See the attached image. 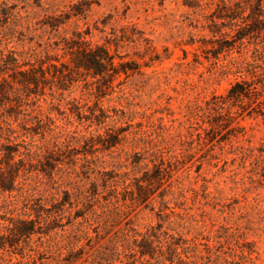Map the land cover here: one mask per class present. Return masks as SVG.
I'll use <instances>...</instances> for the list:
<instances>
[{
	"label": "rangeland",
	"instance_id": "rangeland-1",
	"mask_svg": "<svg viewBox=\"0 0 264 264\" xmlns=\"http://www.w3.org/2000/svg\"><path fill=\"white\" fill-rule=\"evenodd\" d=\"M41 2L38 7L33 0H0V10L9 17L5 23L0 16V49L13 50L21 59L29 50L41 57H59L54 43L60 37L87 32L85 39L104 45L115 62L120 57L140 66L138 73L120 74L105 83L101 93L90 78L62 92L54 103L69 120L55 109L49 111L48 97L39 103L42 113L49 112L58 130L76 132L71 142L76 150H82L86 139L93 137L87 159L94 160L99 170L126 173L129 179L139 177L141 172L130 166L132 155L147 158L146 150L153 147L163 152L172 172L144 204L118 201L105 205L101 200L86 212L87 223L77 218L73 225H65L67 216L73 214L70 210L58 222L63 228L42 227L45 234L5 238L0 264H125V260L101 261L103 248L127 227L144 232L157 223L174 240L187 241L198 256H209L208 264H264V152H260V147L264 149V118L247 116L254 105L244 110L230 107L231 119L215 138L201 130V138L190 136L182 125L184 115L195 105H203L212 96L224 97L234 82L252 81L253 75L264 77V33L253 32V38L238 42L232 40L234 30L218 22L214 27L211 16L220 0ZM72 11L79 13L58 33L40 28L45 15ZM247 14L241 13L237 24ZM215 28L219 32L213 34ZM60 61L68 62V58ZM67 102L76 103L85 114L86 107L97 103L111 118L97 131L95 126L86 128L70 117ZM160 124L165 128L159 129ZM110 127L122 130L121 142L102 151L95 136ZM221 136L226 139L218 142ZM143 164L151 168L148 160ZM15 184L17 191L0 193V215L14 219H33L22 214L25 202L39 200L51 209L63 190L71 192L64 181L53 184L38 173ZM6 225L0 220V236H8Z\"/></svg>",
	"mask_w": 264,
	"mask_h": 264
},
{
	"label": "trees",
	"instance_id": "trees-1",
	"mask_svg": "<svg viewBox=\"0 0 264 264\" xmlns=\"http://www.w3.org/2000/svg\"><path fill=\"white\" fill-rule=\"evenodd\" d=\"M33 2L38 7L42 3L41 0ZM263 4L264 0H228V4L220 0L216 12L211 16V23L215 27L218 22L234 30L233 41L251 39L253 32L264 33ZM245 11H249V14L241 17V22L237 24L235 20ZM78 13L45 15L40 21V28L58 33L59 28ZM0 16L8 23L9 17L4 9L0 10ZM211 32L216 34L219 30L215 28ZM87 34L76 32L70 38L60 37L54 43L59 57L47 54L41 57L34 50H29L25 53L26 57L21 59V55L13 50L0 49V193L17 191L15 182L26 179L30 173H38L53 184L64 181V185L70 186L71 190H63L61 198L51 209H45L39 200L25 202L22 214L28 217L32 215L33 219L21 220L0 215V220L7 222L5 231L8 233V236H0L1 249L5 247L4 239L7 237L28 238L32 234H45L42 227L46 230L63 228L64 225L58 222L63 213L70 210L73 214L67 216L65 225H73L77 218L87 223L86 212H91L92 207L101 200L105 205L118 201L144 204L163 180L171 176V164L165 162L160 149L153 147L146 150L147 158L138 153L132 155L130 166L141 172L139 177L129 179L126 173L120 175L113 170H99L94 160L87 159V154H91L88 148L93 146L89 144L94 138L89 137L82 150H76L71 146L76 132L58 130L49 112L42 113L39 103L45 102V97H48L49 111L55 109L58 115L69 120L68 114L60 111L54 100L61 98L62 92L68 91L74 83L90 78L91 84L101 93L102 86L120 74L127 77L128 73H138L140 66L136 62L121 61L120 57L115 62V56L104 45L91 44L86 40ZM65 57L68 62L60 61ZM262 76L253 75L252 81L234 82L224 97L212 96L203 105H195L184 115L185 121L182 123L188 134L201 138V130L215 138L227 127L231 119L229 109L233 106L244 110L254 105L247 116L264 118V98L260 100L264 93ZM66 105H70L69 115L75 117L78 125H85L86 128L95 126L96 131L111 118L97 103L86 107L87 114L76 103L67 102ZM159 120L161 122L162 118ZM206 124L208 127H203ZM158 128L165 127L160 124ZM120 132L122 130L118 132L111 127L105 128L103 135H96L95 140L102 151H110L121 142ZM225 139L221 136L218 142ZM260 152H264L262 147ZM144 160H148L151 168H147V164L140 165ZM118 188L121 190L118 191ZM195 251L180 237L174 240L162 229V224L157 223L147 227L144 232L130 227L121 230L103 248L100 260L107 263L125 260V264L209 263V256H198Z\"/></svg>",
	"mask_w": 264,
	"mask_h": 264
}]
</instances>
